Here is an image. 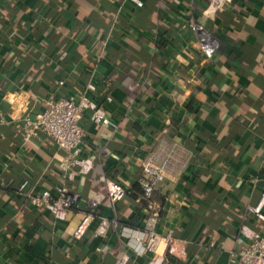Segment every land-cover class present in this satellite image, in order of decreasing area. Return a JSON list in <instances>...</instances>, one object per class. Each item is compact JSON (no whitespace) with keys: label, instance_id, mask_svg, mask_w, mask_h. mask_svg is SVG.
<instances>
[{"label":"crops","instance_id":"obj_1","mask_svg":"<svg viewBox=\"0 0 264 264\" xmlns=\"http://www.w3.org/2000/svg\"><path fill=\"white\" fill-rule=\"evenodd\" d=\"M140 1L0 0V264H236L242 232L264 236L252 212L264 190V0H235L214 18L205 0ZM200 26L220 41L212 59L196 45ZM84 95L109 123L85 113L80 157L93 168L65 172L66 152L43 134L25 142L22 119ZM165 128L183 148L153 201L133 199L139 161ZM106 179L127 191L114 206L99 191ZM25 183L36 194L65 187L83 210L94 200L98 216L75 239L83 212L57 221L19 194ZM153 214L184 255L135 250Z\"/></svg>","mask_w":264,"mask_h":264},{"label":"built area","instance_id":"obj_2","mask_svg":"<svg viewBox=\"0 0 264 264\" xmlns=\"http://www.w3.org/2000/svg\"><path fill=\"white\" fill-rule=\"evenodd\" d=\"M129 1L139 8L144 6L140 0ZM205 1L207 2L206 14L210 18H214L219 13H223L235 0ZM195 35L198 49L207 59H212L221 45L216 34L200 26L195 28ZM90 89L92 90V87ZM87 111L91 112L94 123L98 125L109 123L107 114L88 96H82L79 101L74 97L57 100L47 99L41 112L35 115L27 114L22 119L24 141H31L40 134L52 138L57 147L67 154V158L62 165L63 170L67 172L70 168L78 167L82 173L88 174L93 168L92 162L89 159H81L80 157L82 144L86 136L81 123ZM168 133V128L163 129L157 139L156 148L139 161L141 172L138 183L147 199L151 198L158 187L169 178L170 170L177 160L180 149L183 148L179 141L170 144L167 138ZM26 187L27 183L23 184L18 189L19 194L24 196L34 208L52 213L57 221H66L70 214L83 212V218L73 234L75 239H81L98 216L100 206L96 201L89 200L87 208L83 210L80 206V195L70 192L65 187L57 189L56 194L50 192L36 194L27 191ZM102 191L113 206L125 199L127 194L122 184L110 179L104 181ZM263 207L264 190L259 204L252 209V212L264 222ZM158 221V214H153L147 218L140 239H137L136 243L133 244L135 250L139 254L156 252L161 244H165L169 248V254L178 251L181 255H184L185 246H176L172 231L165 236L157 232ZM107 226V221H103L97 230V234L106 233ZM126 230L128 229H124V231ZM237 243L240 248L232 253V258L236 264H264L263 235H254L243 231L242 236L237 239ZM125 262L126 259L120 264H125Z\"/></svg>","mask_w":264,"mask_h":264},{"label":"trees","instance_id":"obj_3","mask_svg":"<svg viewBox=\"0 0 264 264\" xmlns=\"http://www.w3.org/2000/svg\"><path fill=\"white\" fill-rule=\"evenodd\" d=\"M2 44V43H1ZM1 46V45H0ZM3 46V45H2ZM67 57V50L64 46H60V50H59V54H58V60L59 61H63L64 59H66ZM126 85L129 87L131 86V84L127 81ZM130 88V87H129ZM133 89V88H132ZM100 193H102V188L99 189ZM132 192L135 193L136 195H133V199H137L139 196H141L142 198H144L145 200H147L148 202H152L153 201V196L149 199H147L144 194H143V190L141 188V186L139 185V183L135 184L133 189H132ZM134 222V220L132 221ZM170 261L172 262H175V264H181V262L175 258H173L172 256L169 257Z\"/></svg>","mask_w":264,"mask_h":264}]
</instances>
